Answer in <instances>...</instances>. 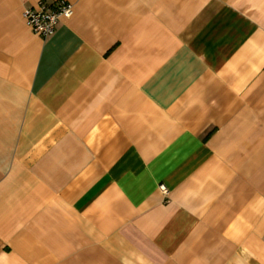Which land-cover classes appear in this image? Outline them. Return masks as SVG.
<instances>
[{
	"label": "crops",
	"instance_id": "crops-1",
	"mask_svg": "<svg viewBox=\"0 0 264 264\" xmlns=\"http://www.w3.org/2000/svg\"><path fill=\"white\" fill-rule=\"evenodd\" d=\"M0 264H264V0H0Z\"/></svg>",
	"mask_w": 264,
	"mask_h": 264
},
{
	"label": "built area",
	"instance_id": "built-area-1",
	"mask_svg": "<svg viewBox=\"0 0 264 264\" xmlns=\"http://www.w3.org/2000/svg\"><path fill=\"white\" fill-rule=\"evenodd\" d=\"M73 7L65 1H57L55 4H45L39 1L36 6L23 11L22 17L33 32L43 38L51 37L61 18H69Z\"/></svg>",
	"mask_w": 264,
	"mask_h": 264
}]
</instances>
